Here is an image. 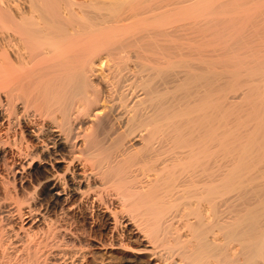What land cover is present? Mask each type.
<instances>
[{"label": "bare ground", "instance_id": "obj_1", "mask_svg": "<svg viewBox=\"0 0 264 264\" xmlns=\"http://www.w3.org/2000/svg\"><path fill=\"white\" fill-rule=\"evenodd\" d=\"M192 1L0 0V264H264V59L183 49ZM240 76L263 109L230 149L214 89Z\"/></svg>", "mask_w": 264, "mask_h": 264}, {"label": "rangeland", "instance_id": "obj_2", "mask_svg": "<svg viewBox=\"0 0 264 264\" xmlns=\"http://www.w3.org/2000/svg\"><path fill=\"white\" fill-rule=\"evenodd\" d=\"M194 1H192V2H194ZM192 2H190V3H192ZM195 2L197 3L198 6L195 3H192L195 6L190 4V5H192V6H190L191 8L188 5L189 3L188 4H184L182 6L184 8L188 7V8H186L187 10L183 8L184 12L182 11L183 12L182 15L186 16V17H183L181 15L183 17L181 23H182V26H183V29H184V30L182 29L183 33L181 35L183 36L184 34H186V35H184L185 37L183 36L181 41H180L181 43L184 44V45L182 44L184 46L183 49L186 48V47H189V45H187V44H191L192 46L195 47L198 43L199 44L197 45V47L202 45L199 48L202 49L204 47L203 48L204 50L208 48L207 50L209 51V55L211 56L212 61H213V68L215 70H217V71H220V70H223V69L224 70H226V69L229 70V68L231 70L233 67L236 68V69H241L243 66H246V64H247V63L245 64L244 62H248V61L251 62L252 65L255 64L254 66H256V65H258V63L260 62L261 59H264V0H214V1L213 0H198V1L196 0ZM214 5H215L216 8L214 7ZM198 12H199V15H198ZM208 22H209V24H208ZM250 23H251V25H249ZM187 27H190V29L187 28ZM187 33H189V34H187ZM190 33H191V35H190ZM200 34H201V36H200ZM188 35H190V36L188 37ZM192 35H193V37H192ZM196 36L199 39H197ZM195 37H196V39H195ZM203 38H205V39H203ZM189 40H191V41H189ZM257 44H258V46H257ZM228 46H230V47H228ZM185 53H186V51L184 52V54ZM249 62H248V65L246 66L248 68H249V64H250ZM236 63H238V64L239 63L240 64L244 63L245 65L243 64V66H239ZM260 63H262V62H260ZM260 63H259V65H260ZM250 67L252 68V66H250ZM234 68L232 70H234ZM243 77L244 76H240L239 77L240 79L239 78L238 79L240 81H241V79L242 80L243 79L247 80L246 76L244 78ZM233 83H234V81H231L232 89H231V85L229 86V84L226 85L225 88L224 87L222 89L217 88L219 90H216V87H215V89H214L215 90L214 91L215 97L219 96L220 93H221V95H225V99H227V100L224 99L226 102L223 100L224 103L223 102L222 103L218 102L216 100L217 98L215 99L216 100L215 104H218V103H221V104L215 105V115L219 119H217L216 116L214 117V119H215L214 120V124H215V128L216 129H220L221 130L222 126H227V128H228L226 130L225 129L226 127H222L228 133L225 132V134H227V135L224 134L225 138H224V136L221 135V137H217L218 141H217V138H216V141H215L216 143L219 142V138H220V140H222L221 138H224L222 140V142L228 140L229 142L227 141L225 143V145L228 144L230 146L227 145L228 147L225 146L226 148L234 147L235 145H236V147H238L237 145H242V144L237 143V141L235 143L232 142V141H235V140H239V141L241 140L242 143H243L242 140H244V142H245V139H247V138L251 140V138L253 136L251 135V137H250V134H252L250 132H253V129L256 131L255 127L258 126V124H259V122L261 120V119L259 120V116L258 115H260V112L262 113V109H263L261 107V106H263L262 105L263 103L261 101L262 99L260 100L261 95H257L258 93H260V90H259V92H258V90H255V91H257L256 94L255 93L252 94L251 91L249 90L250 86L247 87V84L249 83L248 81H247V83L243 81L244 84H242V81H241L240 84H238V85L242 84L240 86L241 88L239 90H238L239 86L235 85ZM233 85L237 86V90H235L236 87H234ZM249 85H250V83H249ZM226 88H227V90H226ZM233 90H235V91L233 92ZM255 91H252V92H255ZM249 93H251L252 95L249 94ZM256 101L259 104L260 103H262V104L259 105ZM258 106H260L262 109L259 108ZM220 107H222V108H220ZM216 108H217V110H216ZM234 108H235V110H234ZM218 111H219V113L216 114ZM220 112H221V114L225 113L224 116L223 115L221 116ZM253 113L255 115H257L258 118L256 116H254ZM226 116H227V118H225ZM260 116H262V115H260ZM253 118L256 119V120L258 119L259 122L256 123V120H253ZM223 119H225L227 121V123L224 122L225 120L223 121ZM227 119H229V121ZM220 120L223 123H225V124H223ZM219 121H220V123H222L221 125H219ZM239 123H242V124H239ZM254 124H255V126H254ZM218 126H220V128ZM239 126H241V127L239 128ZM229 128H231V130ZM234 128H235V130H234ZM220 130H219L220 133L222 131H224V130H221V131ZM228 130H230V131H228ZM234 131H237V132H234ZM238 133H239V135H238ZM236 135H238V136H236ZM248 139L246 141H248ZM250 140H249V143H250ZM138 142L139 141H137L135 143L133 142V143L137 145ZM260 142H262V139H261ZM216 143H215V149L216 150H220L219 149V147H220L219 144L218 143L216 144ZM245 143H247V142H245ZM216 146H218V147H216ZM239 147H241V146H239ZM77 200H78V198H75L74 202H72L68 207H71L72 205L73 206H77L76 204L79 203V200L78 201ZM116 206H117V204H116ZM33 207H34V205H33ZM37 207H38V209H40L39 205L35 206V209H37ZM6 210H8V209H6ZM84 212H86V217H87L86 218V227L90 228V227L94 226L95 224L92 223L93 220L91 219L90 214L88 213V211L85 208H84ZM16 218L19 219L18 217L15 216V217L12 218L10 223L12 225V228H15V229L17 228L18 229L20 227V223L21 222H20V220H17ZM110 222H112V221H110ZM97 226H98L97 229H99L101 231H104V229L106 228L107 224L103 225L101 223L100 224L98 223ZM7 227H6V229H7ZM43 228H44V230L46 229L45 225L43 223H40V224H38L36 226V231L39 232V234L42 235V233H40V232H41V230ZM109 228H110V226H109ZM107 232L108 231H106L105 233H107ZM141 241H142V239H141ZM134 243L132 245L134 248H137V249L140 248L141 249V247H142L141 243L140 244L139 243H135L134 244ZM124 250L120 249V250L117 251V250H110V249L107 248L106 250L101 252L100 255L103 256V259L105 260V264H107L108 262L109 263H113V264H145L143 262L144 260H142V259L138 260L137 259L138 255L135 252H130L129 251L130 249H127L125 251ZM100 255H99V257H100ZM43 264H45V263H43Z\"/></svg>", "mask_w": 264, "mask_h": 264}]
</instances>
